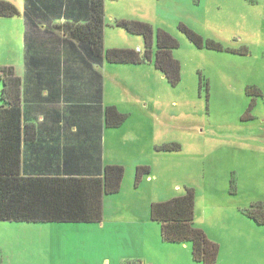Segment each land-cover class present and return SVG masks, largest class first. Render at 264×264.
<instances>
[{
	"label": "rangeland",
	"instance_id": "rangeland-1",
	"mask_svg": "<svg viewBox=\"0 0 264 264\" xmlns=\"http://www.w3.org/2000/svg\"><path fill=\"white\" fill-rule=\"evenodd\" d=\"M8 1L19 7L22 0ZM104 4L107 48L145 49L144 36L118 25L120 19L150 23L154 53L158 28L179 41L173 55L181 80L175 85L153 60H105L104 105L120 104L125 125L143 123L145 136L129 142L132 127H109L104 151L125 162L126 181L129 167L135 166L136 178V162L149 165L152 177L105 195L101 222L0 220V264H203L193 258L190 242L166 259L158 247L161 223L150 216L152 202L185 194L187 187L196 192L194 224L220 245L217 264H264V224L246 214L264 203V0ZM16 19L0 17V66L21 57ZM181 23L223 50L198 46ZM168 143L180 146L159 148Z\"/></svg>",
	"mask_w": 264,
	"mask_h": 264
},
{
	"label": "trees",
	"instance_id": "trees-1",
	"mask_svg": "<svg viewBox=\"0 0 264 264\" xmlns=\"http://www.w3.org/2000/svg\"><path fill=\"white\" fill-rule=\"evenodd\" d=\"M33 1V0H32ZM30 2V0H29ZM40 7V6H39ZM89 20L81 23L72 36L88 42L96 59L111 63H155L172 84L181 80V63L174 57L173 49L179 41L166 29L158 28L157 48L153 51V26L145 21L120 19L117 24L145 38V49L107 48L104 43V0H90ZM21 13L18 6L0 0V17ZM28 15V13H27ZM180 28L198 46L223 50V45L181 23ZM2 89L0 96V220L25 222H100L103 219V197L121 190L125 176L122 164H106L101 174H75L67 176L27 175L23 167L22 141L27 126H22V79L13 65L0 66ZM128 114L116 105L105 106L104 120L109 127L124 123ZM180 146L168 143L160 149ZM25 164V163H24ZM149 165L136 167V183L149 174ZM196 192L187 187L186 193L164 201L152 202L151 219L161 223L162 239L166 242L192 244V255L203 264H217L220 245L209 238L201 227L194 224ZM246 214L259 224H264V203L258 202Z\"/></svg>",
	"mask_w": 264,
	"mask_h": 264
},
{
	"label": "crops",
	"instance_id": "crops-1",
	"mask_svg": "<svg viewBox=\"0 0 264 264\" xmlns=\"http://www.w3.org/2000/svg\"><path fill=\"white\" fill-rule=\"evenodd\" d=\"M18 8L19 15L5 18H17V32L20 28L22 36L21 57L9 64L22 79V126H27L22 141L25 174L98 175L106 164L126 166L108 155L106 148L104 151L103 140L109 128L104 120L105 60L95 58L88 42L72 36L79 24L89 20L90 0H22ZM128 126L133 130L129 142L143 141V123ZM128 126L124 123L121 127ZM141 164L136 162L137 166ZM128 175L131 178H124L120 191L130 183L137 187L135 166L129 167ZM105 201L106 196L103 218ZM131 230L144 235L138 229ZM158 247L166 259H174L177 251L190 245L160 241Z\"/></svg>",
	"mask_w": 264,
	"mask_h": 264
}]
</instances>
